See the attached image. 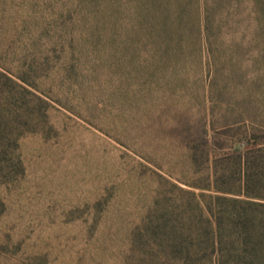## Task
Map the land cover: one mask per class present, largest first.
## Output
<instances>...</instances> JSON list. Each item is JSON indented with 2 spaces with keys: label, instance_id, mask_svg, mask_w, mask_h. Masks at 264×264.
Instances as JSON below:
<instances>
[{
  "label": "rangeland",
  "instance_id": "rangeland-1",
  "mask_svg": "<svg viewBox=\"0 0 264 264\" xmlns=\"http://www.w3.org/2000/svg\"><path fill=\"white\" fill-rule=\"evenodd\" d=\"M252 135L264 0H0V264H183L189 185Z\"/></svg>",
  "mask_w": 264,
  "mask_h": 264
},
{
  "label": "trees",
  "instance_id": "trees-1",
  "mask_svg": "<svg viewBox=\"0 0 264 264\" xmlns=\"http://www.w3.org/2000/svg\"><path fill=\"white\" fill-rule=\"evenodd\" d=\"M213 149L218 152L210 159L207 182L189 185L198 189L190 192L194 225H185L189 213L183 207V225L173 235L177 247L168 254L183 264H264V136ZM170 213L158 217L167 220Z\"/></svg>",
  "mask_w": 264,
  "mask_h": 264
}]
</instances>
